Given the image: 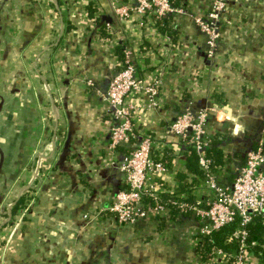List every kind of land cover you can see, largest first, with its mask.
Here are the masks:
<instances>
[{
  "label": "crops",
  "instance_id": "obj_1",
  "mask_svg": "<svg viewBox=\"0 0 264 264\" xmlns=\"http://www.w3.org/2000/svg\"><path fill=\"white\" fill-rule=\"evenodd\" d=\"M227 1L210 59L186 16L161 30L130 9L115 12L135 0H0V220L31 184L23 214L11 210L0 224V264H227L200 253L190 212L116 222L107 208L126 185L125 151L108 149L104 98L128 50L140 77L159 81L154 105L142 94L132 100L138 131L160 143L153 156L168 167L162 190L206 198L200 169L191 171L189 150L165 127L186 108L219 105L210 135L230 159L215 173L231 182L247 151L264 146V0ZM188 5L205 10L201 1Z\"/></svg>",
  "mask_w": 264,
  "mask_h": 264
},
{
  "label": "built area",
  "instance_id": "obj_2",
  "mask_svg": "<svg viewBox=\"0 0 264 264\" xmlns=\"http://www.w3.org/2000/svg\"><path fill=\"white\" fill-rule=\"evenodd\" d=\"M197 1L203 3L204 11L188 8L192 0H181L178 4L172 0H135L134 6L130 8L125 4H116L115 12L123 17L128 16L130 9L147 19L152 26H156L163 18L174 26L180 17L186 16L204 35L205 53L212 59L220 40L221 16L228 8V1ZM148 79L146 81L140 77L131 53L125 50L124 59L114 70L105 92L107 115L111 121L107 146L110 151L124 149L125 154L119 168L124 173L126 184L115 193L107 209L120 226L132 227L141 219L158 217L172 208L179 215L190 212L198 223L200 237L209 235L238 217V227L231 235L239 239L236 251L225 252L219 248H211L206 258L215 261L219 257L227 264H248V255L253 252L245 243V226L251 219V213L264 215V146L259 142L256 148L247 151L233 180L221 183L213 169L212 158L205 154L211 141L209 119L216 117L220 106L210 104L198 109L186 108L176 113L166 125L165 136L178 138L187 150L194 151L209 197H201L195 189L185 192L168 189L164 192L161 186L164 183L162 176L169 170L162 157L153 156L154 149L160 143L150 134L138 131L134 121L136 104L132 100L133 94L145 95L151 105L157 102L159 81L154 76ZM25 194L21 197V214L29 203ZM8 207L9 205L7 209ZM11 217H2L0 224L8 222ZM17 225L18 222L14 220V229ZM9 236L12 237L11 234ZM263 261L259 260L258 264H264Z\"/></svg>",
  "mask_w": 264,
  "mask_h": 264
},
{
  "label": "trees",
  "instance_id": "obj_3",
  "mask_svg": "<svg viewBox=\"0 0 264 264\" xmlns=\"http://www.w3.org/2000/svg\"><path fill=\"white\" fill-rule=\"evenodd\" d=\"M173 3L178 4L181 0H172ZM167 22V23H166ZM159 28L162 30L173 29L169 26V23L166 18L161 19L159 22ZM174 30V29H173ZM171 33L173 31L171 30ZM122 49V45L117 47V51ZM188 166L191 171H199L197 166V158L193 150H189L188 153ZM205 154L212 158L213 160V169L219 171L222 166L230 159L228 154L223 153L222 150L216 145V140L214 137H211L210 145L205 150ZM166 159H168L166 157ZM169 160V159H168ZM197 180V179H195ZM195 180H192L190 183H194ZM188 183V182H187ZM188 185V184H187ZM22 198L12 207V216L16 213L20 207V202ZM12 219H9L11 221ZM238 217L235 218L231 223L220 227L217 230H213L209 235H203L202 238V247L200 248V253L206 258L211 251V248H219L225 252L236 251L239 246V239L232 237V233L238 227ZM247 235L245 237V243L248 248L252 250L253 254L256 255L260 261L264 260V215L258 213H251V219L245 226ZM253 243V245H251ZM264 262V261H263Z\"/></svg>",
  "mask_w": 264,
  "mask_h": 264
},
{
  "label": "water",
  "instance_id": "obj_4",
  "mask_svg": "<svg viewBox=\"0 0 264 264\" xmlns=\"http://www.w3.org/2000/svg\"><path fill=\"white\" fill-rule=\"evenodd\" d=\"M37 169H38V165H37ZM31 187V184L29 185H26L24 188H22L18 193H17V196L15 197V200L10 203L9 207H8V211H7V215L10 216L11 215V208L13 205H15L19 200L20 198L30 189ZM2 226L0 225V228Z\"/></svg>",
  "mask_w": 264,
  "mask_h": 264
}]
</instances>
